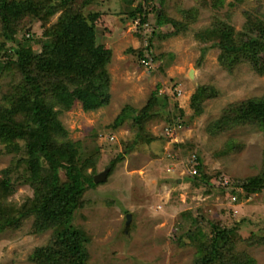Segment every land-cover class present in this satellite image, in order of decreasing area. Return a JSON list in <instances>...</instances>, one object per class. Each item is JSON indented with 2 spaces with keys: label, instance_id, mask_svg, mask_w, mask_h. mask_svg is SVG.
I'll list each match as a JSON object with an SVG mask.
<instances>
[{
  "label": "trees",
  "instance_id": "trees-1",
  "mask_svg": "<svg viewBox=\"0 0 264 264\" xmlns=\"http://www.w3.org/2000/svg\"><path fill=\"white\" fill-rule=\"evenodd\" d=\"M258 1L260 5L252 9L241 7L245 21L236 29L231 20L236 5L233 1L226 5L225 0H194L192 8H180V17L176 18L164 14L166 0H126L128 8L121 12V19L133 23L138 20L135 33L139 39L144 40V24L153 15L156 19L150 29L149 45L141 42L127 52L137 56L141 65L140 59L147 49H153L152 41L157 35L188 34L192 31L191 22L200 17L202 9H207L212 13L210 22L193 33L201 50L199 65L211 48H218L219 65L229 73L246 64L253 73L262 75L264 9L262 0ZM96 2L0 0V145L12 156L10 165L0 172V232L18 229L29 219L30 234L49 232L46 241L29 254L30 264H94L89 251L91 237L74 221L75 213L89 201L90 189L106 182L127 154L158 139L166 142L173 128L181 127L186 120L179 97L188 80L176 76L170 78L166 90L160 91V85L154 89L142 108L124 105L108 128L127 123L130 136L121 141L119 151L112 152L106 181H94L101 150L97 147L82 158L80 150L85 141L69 137L60 114L77 102L85 111L97 110L111 97L109 66L113 48L98 41L97 31L108 13L92 9ZM88 7L91 9L87 10ZM164 22L170 24L160 32ZM36 23H41V27L35 38ZM31 25L33 28L28 29ZM109 29H114L110 23L102 32ZM29 42L31 54L27 51ZM163 56L164 53L158 57ZM163 63L157 67L166 75L169 64ZM216 92L211 83H198L190 102L193 114H201L205 102L213 99ZM221 111L222 115L206 127L213 137L246 124L264 130V93L231 101ZM155 120L167 121L163 134L148 128ZM96 138L98 134L95 141ZM242 144L231 137L215 154L232 155L240 151ZM175 146L193 148L188 164L203 173L204 163L194 143L180 141ZM196 174H188L185 179L196 186L205 184L207 191L219 188L229 195L231 205L219 209L218 218L211 213L183 214L177 224L181 231L175 240L195 248L194 264H257L256 256L248 248L264 246V232L256 231L257 218L237 215L238 204L231 196L236 195L238 203L264 193V152L261 168L253 175L226 179L222 171L206 175L208 178L195 177ZM23 186H29L30 193L16 201L13 197Z\"/></svg>",
  "mask_w": 264,
  "mask_h": 264
},
{
  "label": "rangeland",
  "instance_id": "rangeland-1",
  "mask_svg": "<svg viewBox=\"0 0 264 264\" xmlns=\"http://www.w3.org/2000/svg\"><path fill=\"white\" fill-rule=\"evenodd\" d=\"M231 1L236 3L231 20L236 29H240L245 21L241 7L252 9L260 3L258 0H225L226 5ZM262 2L264 9V0ZM193 5L194 0H166L164 14L178 18L180 8L189 10ZM91 8L108 13L102 25L97 26V31L98 41L107 42L113 48V60L109 66L111 97L106 105L97 110L85 111L77 102L72 109L60 114L69 137L85 141L80 150L82 158L99 147L102 157L98 172L103 171L112 152L119 151L121 141L130 136L127 123L110 129L108 125L122 112L124 105L142 108L159 85L160 91L166 90L171 77L188 80L185 91H181L179 97L186 120L181 127L176 125L173 128L166 142L158 139L127 154L109 179L104 180L106 182L90 189L87 194L89 201L75 213L76 226L91 237L89 251L94 264H194L195 248L175 240L181 231L180 225H177L179 219L183 214L197 216L202 213H211L218 218L219 209L231 204L229 195L223 194L219 188L207 191L205 184L196 186L189 178L185 179L188 174L192 176L193 168L188 161L193 148L176 147L175 142L190 141L196 145L195 151L204 163V170L203 173L198 170L195 177L204 175L208 178L216 171H222L226 179L256 174L261 168L264 152L263 129L246 124L213 137L206 127L222 115L221 110L231 101L263 94L264 74L253 73L246 64L229 73L219 65L218 48H211L199 65L201 50L193 33L210 22V10H201L200 17L190 24L192 31L186 35H157L152 41V55L147 51L149 63H143L142 58L140 65L137 56L127 52V49L138 47L141 42L149 45L150 29L156 22L154 15L144 26V40H141L135 33L137 25L121 19L124 15L121 12L128 8L126 0H98ZM109 23L114 29L102 32ZM169 24H159L160 32H164ZM30 27L32 29L33 25ZM40 27L41 23L34 25L35 38L40 33ZM27 48L28 54H31L30 42ZM162 53L164 56L158 57ZM161 62L169 64L166 75L157 67ZM190 69H193L191 78L186 76ZM198 83H211L217 92L213 99L205 102L201 114H193L190 102ZM166 123L155 120L148 124V128L156 134H163ZM231 137L237 142L242 141L240 151L229 156L216 155V150L222 149ZM11 158L0 145V172L10 165ZM29 193V186L20 187L13 199L21 201ZM237 204L239 213L235 214L257 218L258 223L254 227L256 231L264 232V193L239 200ZM127 213L131 214L128 228ZM31 223L29 219L18 229L0 232V264H30L29 254L49 235V232L30 234ZM240 246L246 247L244 244ZM248 250L256 256L257 264H264V246H253Z\"/></svg>",
  "mask_w": 264,
  "mask_h": 264
},
{
  "label": "water",
  "instance_id": "water-1",
  "mask_svg": "<svg viewBox=\"0 0 264 264\" xmlns=\"http://www.w3.org/2000/svg\"><path fill=\"white\" fill-rule=\"evenodd\" d=\"M29 29H31V27H29ZM192 72H193V69H190V72L186 76L191 78ZM108 171H109V167H106L103 171L95 174L94 175V181L95 182L104 181L107 177ZM130 220H131V214L127 213V226H126V228L129 227Z\"/></svg>",
  "mask_w": 264,
  "mask_h": 264
},
{
  "label": "built area",
  "instance_id": "built-area-1",
  "mask_svg": "<svg viewBox=\"0 0 264 264\" xmlns=\"http://www.w3.org/2000/svg\"><path fill=\"white\" fill-rule=\"evenodd\" d=\"M137 23H138V20H135V21H134V24L137 25ZM143 62H144L145 64H148V63H149V59H148V58H143ZM169 130H170V129H169ZM168 132H169V131H168ZM192 173H193V174L197 173V170H196V169H192ZM225 182H227V180H225ZM231 198H232V200L237 201V200H236V199H237V196H236V195H233Z\"/></svg>",
  "mask_w": 264,
  "mask_h": 264
},
{
  "label": "clouds",
  "instance_id": "clouds-1",
  "mask_svg": "<svg viewBox=\"0 0 264 264\" xmlns=\"http://www.w3.org/2000/svg\"><path fill=\"white\" fill-rule=\"evenodd\" d=\"M145 25H146V24H144V26H145ZM148 41H149V40H148ZM147 51H149V54L152 55L150 49H147L146 52H145V56H143L142 58H148V59L150 58V57H148L149 54L147 53ZM143 63H144V62H143ZM141 65H142V63H141ZM100 172H101V171H100ZM191 172H192V171H191ZM98 173H99V172H98ZM96 174H97V173H96ZM192 174H193V173H192ZM195 174H196V173H195ZM231 197H232V196H231ZM236 204H237V201H236ZM126 215H127V214H126Z\"/></svg>",
  "mask_w": 264,
  "mask_h": 264
}]
</instances>
